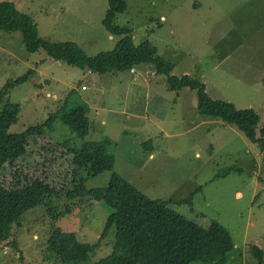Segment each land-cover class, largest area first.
Masks as SVG:
<instances>
[{
  "label": "rangeland",
  "instance_id": "1",
  "mask_svg": "<svg viewBox=\"0 0 264 264\" xmlns=\"http://www.w3.org/2000/svg\"><path fill=\"white\" fill-rule=\"evenodd\" d=\"M0 1L13 2L31 15L41 37L76 42L90 57L113 51L120 39L103 24L108 0ZM127 3L115 24L132 29L135 44L149 41L176 66L173 76L190 74L213 99L253 108L261 117L258 130L264 127V0ZM30 70L37 74L11 95V103L22 111L10 133L44 125L66 101L70 108H87L86 140L110 141L109 151L117 160L114 170L89 177L87 189L105 188L118 174L151 199L193 196L194 212L188 205L172 207L199 224L218 221L225 226L236 244L231 264H258L250 250L264 252V153L239 128L200 115L196 92L168 91L165 77L156 76L152 67L101 76L56 62L43 51L31 54L20 32L0 30V90ZM51 133L32 140L28 154L0 172L5 187L17 185L19 178H41L59 189V198L51 202L53 212L50 206L32 209L15 225L12 240L0 243V264H61L48 251L55 229L93 246L107 228L113 212L109 206L67 198L77 183L73 156L65 154L61 142L78 147L81 140L62 123ZM227 171L233 172L217 177ZM115 243L116 229L83 264L110 257Z\"/></svg>",
  "mask_w": 264,
  "mask_h": 264
},
{
  "label": "trees",
  "instance_id": "2",
  "mask_svg": "<svg viewBox=\"0 0 264 264\" xmlns=\"http://www.w3.org/2000/svg\"><path fill=\"white\" fill-rule=\"evenodd\" d=\"M108 1L110 9L103 24L114 38L120 39L113 51L95 57L88 56L76 42H54L41 37L33 17L21 12L10 1H0V30L6 33L20 32L22 44L31 54L43 51L56 62L101 76L131 73L137 68L152 67L156 76L165 77L168 91L196 92L200 115L239 128L250 143L264 153V127L258 130L261 117L256 110L238 109L231 102L213 99L206 85L190 75L182 78L173 76L176 66L161 58L157 47L149 41L135 44L134 31L115 24L118 15L127 11V0ZM35 74V71L30 70L22 77L6 82L0 90V172L25 157L32 140L51 135L55 126L62 123L81 140L78 147L67 140L61 142L67 149L65 154L73 156V182L77 183L73 190L68 191L67 198L103 203L113 210L97 245L83 244L75 234L55 229L49 240L51 258L61 264L87 263L90 256L99 252L104 240L116 229L113 254L97 264L232 263L231 255L236 251V244L225 226L218 221L209 225L199 224L172 207L188 205L194 212L193 196L179 201L151 199L118 174H114L109 186L105 188L87 189L85 181L89 177L114 170L117 162L116 156L109 151L110 141L86 140L90 133L87 108H70L69 101H66L64 108L51 115L44 125L29 128L23 133H10L11 126L18 122L22 111L20 105L11 103V95ZM145 147L147 151H152L150 144H145ZM232 172L227 171L217 177H227ZM16 183L13 187L0 184V243L12 240L15 225L21 224L27 212L44 206H50L49 211L53 212L55 207L51 206V202L59 198V189L41 178L26 182L19 178ZM14 244V248L19 251L18 244ZM250 252L258 264H264L262 250L252 247Z\"/></svg>",
  "mask_w": 264,
  "mask_h": 264
},
{
  "label": "built area",
  "instance_id": "3",
  "mask_svg": "<svg viewBox=\"0 0 264 264\" xmlns=\"http://www.w3.org/2000/svg\"><path fill=\"white\" fill-rule=\"evenodd\" d=\"M135 73V71L134 70H132V74H134Z\"/></svg>",
  "mask_w": 264,
  "mask_h": 264
},
{
  "label": "crops",
  "instance_id": "4",
  "mask_svg": "<svg viewBox=\"0 0 264 264\" xmlns=\"http://www.w3.org/2000/svg\"><path fill=\"white\" fill-rule=\"evenodd\" d=\"M187 75H190V74H187Z\"/></svg>",
  "mask_w": 264,
  "mask_h": 264
},
{
  "label": "clouds",
  "instance_id": "5",
  "mask_svg": "<svg viewBox=\"0 0 264 264\" xmlns=\"http://www.w3.org/2000/svg\"><path fill=\"white\" fill-rule=\"evenodd\" d=\"M132 72V71H131Z\"/></svg>",
  "mask_w": 264,
  "mask_h": 264
}]
</instances>
